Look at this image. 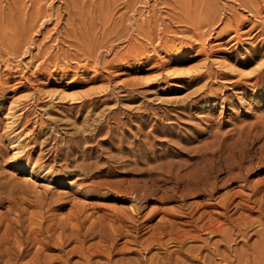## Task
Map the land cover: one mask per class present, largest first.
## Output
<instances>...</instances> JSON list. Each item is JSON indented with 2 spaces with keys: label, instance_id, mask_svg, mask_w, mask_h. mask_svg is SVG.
Masks as SVG:
<instances>
[{
  "label": "rangeland",
  "instance_id": "obj_1",
  "mask_svg": "<svg viewBox=\"0 0 264 264\" xmlns=\"http://www.w3.org/2000/svg\"><path fill=\"white\" fill-rule=\"evenodd\" d=\"M39 1L0 0V264H264L263 142L187 187L262 130L264 0Z\"/></svg>",
  "mask_w": 264,
  "mask_h": 264
},
{
  "label": "bare ground",
  "instance_id": "obj_2",
  "mask_svg": "<svg viewBox=\"0 0 264 264\" xmlns=\"http://www.w3.org/2000/svg\"><path fill=\"white\" fill-rule=\"evenodd\" d=\"M41 1V0H40ZM39 1V2H40ZM136 1V0H135ZM114 2V1H113ZM117 4V3H116ZM128 4V3H127ZM133 4V3H132ZM137 4V3H136ZM130 5V4H129ZM108 6V5H107ZM78 8V7H77ZM39 11V10H38ZM41 11V10H40ZM112 11V10H111ZM47 13V12H46ZM70 13H71V11H70ZM112 13V12H111ZM37 15H38V13H37ZM43 15V14H42ZM51 15V14H50ZM44 16H47V14L46 15H44ZM76 16V15H75ZM50 17V16H49ZM51 17H52V15H51ZM55 17V16H54ZM60 17V16H59ZM42 19V18H41ZM72 20V19H71ZM68 24V23H67ZM70 27H73V26H70ZM106 28V27H105ZM74 29V28H73ZM78 29V28H77ZM138 30V29H137ZM77 31V30H76ZM78 32H80V31H78ZM130 32V31H129ZM73 33H75V32H73ZM108 39V38H107ZM101 45V44H100ZM109 47V46H108ZM260 65H261V63H260ZM259 65V66H260ZM262 65H263V63H262ZM261 65V66H262ZM260 66V67H261ZM260 67H258L257 69H260ZM230 71H232L233 73L234 72H236L237 70H236V68H230L229 69ZM261 70H262V68H261ZM257 71H259V70H257ZM237 72H239V71H237ZM252 73V74H251ZM251 73H249L250 75H254V74H256V73H254V72H251ZM254 73V74H253ZM255 76V75H254ZM253 76V77H254ZM252 78V77H251ZM71 98V97H70ZM72 99H77V98H75V97H73V98H71L70 100L72 101ZM82 99V98H81ZM74 101V100H73ZM72 101V102H73ZM79 101V100H78ZM75 102V101H74ZM77 102V101H76ZM80 102V101H79ZM84 103V102H83ZM115 128H117V127H115ZM99 130V129H98ZM112 130V129H111ZM90 134V133H89ZM91 135V134H90ZM89 136V135H88ZM90 137V136H89ZM93 137V136H92ZM90 141V140H89ZM217 142V141H216ZM216 142H214V143H216ZM261 142H263V144L260 146V148H259V150L261 151V153L263 154L264 152V125H263V127H262V130H261V132L259 131L256 135H254V136H252V134H251V131L249 132V136L247 137V139L245 140V142L241 145V147H240V149H239V152H240V154H239V156H237V155H233V156H230L229 157V159H230V161L229 160H227V161H229V164H226V163H224L225 162V158L223 157L224 155H223V153H225V149H223V146H222V142L219 144V146H218V148H217V150H215V151H212V152H206V154L205 155H203V163H204V166H203V168L201 169V170H199V171H197L198 169H196V171H195V173L194 174H192V176H190V178H192V180L190 181V182H188V186L187 187H193V188H191L192 190L191 191H198V190H200V191H202L203 193H205L206 191H208V187L210 186V188L211 187H213L214 186V183L212 182V184L211 185H209L210 184V182L213 180V179H217V176H219V174L218 173H221V175L223 174V173H225V172H229V174L230 173H233V172H235L237 169H242V165L246 162V161H253V159H254V157H252V156H250V155H247L248 153H250V151L252 150V149H254L257 145H260V143ZM217 144V143H216ZM216 144L214 145V146H216ZM208 150H211V147L210 148H208ZM207 151V150H206ZM259 151V152H260ZM232 152V151H231ZM237 152V151H236ZM198 153V152H197ZM233 153V152H232ZM247 157H250V159L248 158V160H246L245 161V159L247 158ZM262 157V156H261ZM260 157V158H261ZM264 157V156H263ZM256 158V157H255ZM259 158V159H260ZM255 160H257V158L255 159ZM260 160H262V159H260ZM264 160V159H263ZM262 160V161H263ZM258 161V160H257ZM138 162V161H137ZM139 163V162H138ZM137 163V164H138ZM261 163V162H260ZM200 164V163H199ZM249 164V163H248ZM259 163H257V165H258ZM263 164V163H262ZM250 165H252V164H250ZM249 165V166H250ZM156 166V165H155ZM255 166V165H254ZM196 167H197V165H196ZM257 168V167H256ZM26 171H28V172H30V174L34 177V176H36V177H40V174L38 173V171L36 170V168H29L28 166H26L25 168H24ZM217 169V170H216ZM240 169V170H241ZM253 169V168H252ZM150 170V169H149ZM251 170V169H250ZM170 171V170H169ZM247 171V170H246ZM249 173H250V171H249ZM143 174V173H142ZM245 174V173H244ZM144 175V174H143ZM149 176V175H148ZM246 177L248 176V173H247V175H245ZM244 176V177H245ZM186 177V176H185ZM184 177V178H185ZM243 177V178H244ZM161 179H162V181H164L165 183L167 182V181H173V180H175L176 181V184L177 185H179L180 184V182H181V178L178 176V175H174V172L172 171V172H168V174L167 173H163L162 174V176H161ZM184 180V179H183ZM143 181V180H142ZM214 181V180H213ZM183 182V181H182ZM156 181L155 180H153V179H151V181L150 180H148V182H146L145 181V183L144 184H142L141 186H136V187H132V188H130V190H128V191H126V193H128L129 195H130V197H134V196H136L135 198H136V200H134V202H135V206L133 207L134 208V212H137V211H140L141 209H143V207L145 206V204H147L146 203V201L148 200V199H150L151 197H154V195H155V191L156 190H160L161 189V186H156ZM183 184V183H182ZM173 185H175V184H173ZM177 185L174 187V191L176 192L177 190H178V188H177ZM216 185V184H215ZM203 187V188H200V187ZM262 185H260V187H261ZM263 187V186H262ZM212 189H214V188H212ZM108 190V189H107ZM110 190V189H109ZM108 190V191H109ZM114 190V189H113ZM112 190V191H113ZM115 190H116V188H115ZM119 190V189H118ZM127 190V189H126ZM262 190H264V189H262ZM261 190V191H262ZM117 191V190H116ZM121 191V190H120ZM123 191V190H122ZM125 191V190H124ZM165 192H166V190H164ZM174 192V193H175ZM199 192V191H198ZM211 192V191H210ZM212 192H213V190H212ZM117 193V192H116ZM173 193V192H172ZM174 193L172 194V195H174ZM189 193H190V191H189ZM201 193V192H200ZM254 193V192H253ZM257 193V192H256ZM159 194V193H158ZM169 196H165V200L167 201V200H169L170 198H168ZM264 197V196H263ZM262 197V198H263ZM252 198V197H251ZM254 198V197H253ZM161 199V198H160ZM172 199H175V198H172ZM186 199V198H185ZM161 200H163V199H161ZM160 200V201H161ZM165 201V202H166ZM259 201V200H258ZM261 201V200H260ZM164 202V201H163ZM164 202V203H165ZM184 202V201H183ZM2 203V202H1ZM228 206V205H227ZM132 209V208H131ZM133 210V209H132ZM133 212V211H132ZM174 212V211H173ZM180 212V211H179ZM161 213H163L164 214V216H171L169 213H168V211H166V210H162L161 211ZM185 214V213H184ZM188 214V213H187ZM34 215V214H33ZM33 215L32 216H30V217H32L33 218ZM124 215V214H123ZM133 215V214H132ZM140 215V214H139ZM178 215V214H177ZM127 216V215H126ZM180 216V215H179ZM17 217H19V216H17ZM29 217V218H30ZM117 217V216H116ZM121 217V216H120ZM120 217H118V218H120ZM123 217V216H122ZM131 217V216H130ZM174 217V216H173ZM202 217H203V215H202ZM78 218V217H77ZM113 218H114V216H113ZM117 218V219H118ZM126 218V217H125ZM132 218V217H131ZM136 218V217H135ZM176 218V217H175ZM180 218H181V216H180ZM123 219V218H122ZM128 219H130V218H128ZM201 219V218H200ZM4 220V219H3ZM2 220V221H3ZM37 220V219H36ZM114 220V219H113ZM121 220V219H120ZM119 220V221H120ZM134 220V219H133ZM5 221V220H4ZM31 221H34V218H33V220L31 219ZM118 221V220H117ZM124 221V220H123ZM122 221V222H123ZM127 221V220H126ZM160 221H161V219H160ZM163 221V220H162ZM161 221V222H162ZM197 221H199V220H196V222ZM14 222V221H13ZM72 222V221H71ZM112 221H110V223H111ZM114 222V221H113ZM125 222V221H124ZM132 222V221H131ZM82 223H83V221H82ZM121 223V222H120ZM164 223V222H163ZM163 223H160L161 225L163 224ZM168 223V222H167ZM264 223V222H263ZM14 224V223H13ZM32 224V223H31ZM44 224H45V222H44ZM71 224V223H70ZM113 224V223H112ZM34 225V224H33ZM82 225V224H81ZM94 225V224H93ZM127 225V224H126ZM5 226V225H4ZM24 226V225H23ZM67 226V225H66ZM69 226V225H68ZM98 226V225H97ZM112 226H114V225H112ZM121 226V225H120ZM138 226V225H137ZM158 226H159V224H158ZM18 227H20V226H18ZM64 226H62V228H63ZM77 227V226H76ZM94 227V226H93ZM131 228H132V226H130ZM6 227H4V229H5ZM11 228V227H10ZM16 228V227H15ZM32 228H35V227H32ZM66 228V227H65ZM64 228V229H65ZM80 228V227H79ZM90 228V227H89ZM108 228V227H107ZM110 228V227H109ZM118 228V227H117ZM122 228V227H121ZM124 228V227H123ZM210 228V227H209ZM238 228V227H237ZM236 228V229H237ZM243 228V227H242ZM241 228V229H242ZM49 229V228H48ZM74 229V228H73ZM127 229V228H126ZM136 229V228H135ZM39 230V229H38ZM63 230V229H62ZM70 230H71V227H70ZM79 230V229H78ZM101 230V229H100ZM115 230V229H114ZM113 230V231H114ZM128 230H130V229H128ZM133 230V229H132ZM141 230V229H140ZM18 231V230H17ZM76 231V230H75ZM88 231V230H87ZM110 231H111V229H110ZM109 231V232H110ZM125 231V230H124ZM124 231H122V232H124ZM21 232V231H20ZM31 232V231H30ZM33 232V231H32ZM37 232V231H36ZM40 232H41V230H40ZM72 232V231H71ZM77 232V231H76ZM79 232V231H78ZM96 232H97V230H96ZM117 232V231H116ZM135 232H136V230H135ZM170 232H172L171 230H170ZM237 232H239V231H237ZM61 233V232H60ZM59 233V234H60ZM87 233V232H86ZM101 233V232H100ZM130 233H131V231H130ZM246 233V232H245ZM20 234V233H19ZM65 234V233H64ZM113 234V233H112ZM115 234H117V233H115ZM124 234V233H123ZM244 234V233H243ZM33 235H35V234H33ZM38 235V234H37ZM62 235V234H61ZM108 235V234H107ZM121 235V234H120ZM264 235V234H263ZM9 236V235H8ZM7 236V237H8ZM68 236V235H67ZM85 236V235H84ZM83 236V237H84ZM111 236V235H110ZM115 236V235H114ZM126 236V235H125ZM173 236V235H172ZM235 235H233V237H234ZM22 237V236H21ZM24 237V236H23ZM51 237V236H50ZM66 237V236H65ZM71 237H72V235H71ZM104 237H105V235H104ZM231 236H229V238H230ZM233 237H231V240L230 241H228V242H230V243H235L236 242V240L235 239H233ZM5 238V237H4ZM3 238V239H4ZM25 238V237H24ZM32 238V237H31ZM86 238V237H85ZM122 238V237H121ZM227 238V237H226ZM229 238H227V239H229ZM23 239V238H22ZM21 239V240H22ZM60 239V238H59ZM62 239H63V237H62ZM65 239V238H64ZM68 239V238H67ZM113 239V238H112ZM237 239V238H236ZM79 240V239H78ZM9 241H11V239L9 240ZM16 241V240H15ZM25 241H26V239H25ZM24 241V242H25ZM29 241V240H28ZM36 241H37V238H36ZM42 241V240H41ZM69 241V240H68ZM115 241V240H114ZM225 241V240H224ZM18 242V241H17ZM55 242V241H54ZM81 242V241H80ZM138 242V241H137ZM7 243V242H6ZM34 243V242H33ZM69 243V242H68ZM67 243V244H68ZM20 244H22V243H20ZM26 244V243H25ZM58 244V243H57ZM60 244V243H59ZM157 244V243H156ZM4 245V244H3ZM143 245V244H142ZM151 245V244H150ZM182 245V244H181ZM10 246V245H9ZM19 246L21 247L22 245H18V248H19ZM113 246V245H112ZM153 246V245H152ZM167 246V245H166ZM178 246V245H177ZM176 246V247H177ZM15 247V246H14ZM58 247V246H57ZM66 247V246H65ZM140 247V246H139ZM99 248V247H98ZM229 248H232L231 246L229 247ZM1 249V248H0ZM7 249V248H6ZM5 249V250H6ZM12 249V248H11ZM20 249V248H19ZM55 249V248H54ZM65 249V248H64ZM114 248H112V250H113ZM142 249V248H141ZM146 249H149V247L148 248H146ZM152 249V248H151ZM157 249V248H156ZM16 250V249H15ZM21 250V249H20ZM23 250V249H22ZM42 250V249H41ZM111 250V251H112ZM144 250V249H143ZM153 250V249H152ZM218 250V249H217ZM228 250V249H227ZM232 250V249H231ZM230 250V251H231ZM10 251V250H9ZM43 251V250H42ZM41 251V252H42ZM89 251V250H88ZM142 251V250H141ZM161 251V250H160ZM1 252V251H0ZM40 252V251H39ZM39 252H37V253H39ZM44 252V251H43ZM98 252V251H97ZM13 253V252H12ZM146 253H148V252H146ZM218 253V252H217ZM236 253H237V251H236ZM23 254V253H22ZM88 254V253H87ZM214 254V253H213ZM227 254V253H226ZM20 255V254H19ZM91 255V254H90ZM93 255V254H92ZM147 255V254H146ZM215 255V254H214ZM1 256V255H0ZM84 256V255H83ZM94 256V255H93ZM100 256V255H99ZM98 256V257H99ZM166 256V255H165ZM229 256V255H228ZM187 257V256H186ZM211 257V256H210ZM209 257V258H210ZM226 257V256H225ZM82 258V257H81ZM85 258H88V257H85ZM3 259V258H2ZM44 259V258H43ZM48 259V258H47ZM144 259V258H143ZM168 259V258H167ZM62 260V259H61ZM92 260V259H91ZM170 260V259H169ZM187 260H189L188 258L186 259V261ZM200 260V259H199ZM225 260V259H224ZM223 260V261H224ZM227 260V259H226ZM2 261V260H1ZM47 261V260H46ZM63 261V260H62ZM70 261V260H69ZM86 261V260H85ZM88 261V260H87ZM152 261V260H151ZM150 261V262H151ZM201 261V260H200ZM9 262V261H8ZM52 262V261H51ZM55 262V261H54ZM149 262V263H150ZM168 262V261H167ZM211 262H212V260H211ZM4 263V262H3ZM13 263V262H12ZM15 263H17V262H15ZM50 263V262H49ZM77 263V262H76ZM82 263V262H81ZM87 263V262H86ZM98 263V262H97ZM136 263V262H135ZM134 263V264H135ZM142 263H144V262H142ZM161 263V262H160ZM173 263V262H172ZM183 263V262H182ZM181 263V264H182ZM184 263H185V261H184ZM9 264V263H8ZM80 264V263H79ZM83 264V263H82ZM89 264H91V263H89ZM138 264H140L139 262H138ZM147 264V263H146ZM158 264V263H157Z\"/></svg>",
  "mask_w": 264,
  "mask_h": 264
}]
</instances>
